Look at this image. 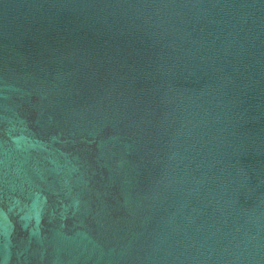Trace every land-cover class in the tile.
<instances>
[{
  "label": "water",
  "instance_id": "water-1",
  "mask_svg": "<svg viewBox=\"0 0 264 264\" xmlns=\"http://www.w3.org/2000/svg\"><path fill=\"white\" fill-rule=\"evenodd\" d=\"M0 264H264V0H0Z\"/></svg>",
  "mask_w": 264,
  "mask_h": 264
}]
</instances>
